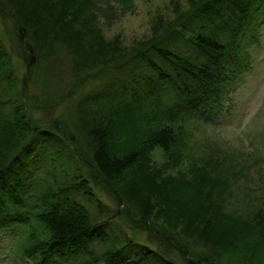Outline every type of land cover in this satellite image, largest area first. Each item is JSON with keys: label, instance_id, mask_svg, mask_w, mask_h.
<instances>
[{"label": "trees", "instance_id": "1", "mask_svg": "<svg viewBox=\"0 0 264 264\" xmlns=\"http://www.w3.org/2000/svg\"><path fill=\"white\" fill-rule=\"evenodd\" d=\"M187 1L188 9L158 36L140 42L132 52L116 53L111 41L88 26L92 0H0V13L14 22V33L6 31L16 52L8 49L0 36V231L23 220L30 225L17 253L21 261L5 256L3 261L0 257V264H80L85 258L92 264H218L194 246L200 243L215 249V256L219 249L241 248L250 255L264 250V201L258 200L254 205L257 212L248 217L224 211L223 194L238 180L239 171L224 161L225 176L232 180L202 165L191 178H160L158 171L147 170L150 150L157 146L170 149L180 143L182 120L194 117L212 123L231 110L224 102L231 99L252 66L254 49L249 45L258 44L264 33V0ZM63 48L73 57L71 66L79 69L78 73L98 65L110 66L112 71L99 96L114 103L108 112L113 117L80 115L78 129L93 160L85 159L87 154L76 139L71 142L74 150L68 145L70 150L77 151L107 183L112 185L121 178L126 188L119 190L116 201L120 205L134 201L142 218L153 215L150 198H157L155 214L172 230L178 229V236L149 226L145 219L134 224L124 216L131 230H146L147 241L141 243L136 235H127L124 241L103 244L112 235L107 229L109 219L120 217L123 210L115 209V214L96 221L84 204L58 197L79 189L91 197L82 174H77L78 183L49 192L51 202L35 215L38 226L31 224L30 216L19 214L22 191L28 184L22 170L24 157L40 140L53 135L44 126L31 123L22 97L24 89L18 83L24 86L31 76L36 77ZM12 54L26 67L19 81ZM97 95L87 96L96 100ZM124 122L129 129L123 128ZM175 122H179L177 129L172 126ZM215 159L211 154L204 158L205 163L213 161L214 165L218 163ZM214 191L221 193L215 195ZM100 245L104 250L97 254Z\"/></svg>", "mask_w": 264, "mask_h": 264}, {"label": "rangeland", "instance_id": "2", "mask_svg": "<svg viewBox=\"0 0 264 264\" xmlns=\"http://www.w3.org/2000/svg\"><path fill=\"white\" fill-rule=\"evenodd\" d=\"M92 1L88 26L96 28L107 41H111L116 53L132 52L140 42L155 38L165 28L173 25L176 16L187 10L189 6L187 0ZM13 24L11 17L0 13V36L7 48L16 53L11 37L6 31L12 30L11 34H13ZM249 46L254 49L252 52L254 57L250 63L252 66L231 94V99L224 102L225 105L229 104L231 110L216 117L212 123H204L194 117L182 120L180 143H175L170 149L160 146L153 148L147 154L146 163L148 172L158 171L160 178L179 176L191 178L197 166L202 165L211 167L209 170H214L213 174L232 180L231 177L225 176L226 168L221 162L224 161L230 168L240 172V177H236L238 180L232 181L229 190L223 194L226 199L224 211L245 217L257 212L254 205L258 200L264 201V33L261 34L258 44L251 43ZM109 51L116 54L113 49ZM51 59L49 65L44 69L41 68L42 71L36 77L31 76L33 79L30 80V77L24 86L18 83L19 88L24 89L22 97L31 123L44 126L43 129L53 135L52 139H42L38 144L34 143L36 145L32 147V151L24 157L25 166H22V170L27 175L25 179L28 184L22 191L23 198L20 204L22 203L23 207L18 208L19 214L24 218L30 216L31 224L38 226L35 215L51 202L49 195L52 190L58 191L60 188L64 189L78 183L80 178L77 174H82L83 179L87 180L86 187L92 192V196L89 197L83 189H79L59 194V199L79 201L89 209L93 217L98 219L96 221L115 214V209L123 210L120 217L115 215L113 219H109L107 229L112 235L109 241L103 244L124 241L127 235H136L141 239V243H145L146 230L142 227L131 230L123 218L127 216L134 221V224L136 220L145 219L138 214L136 203L125 200L122 201L123 205H120L116 201L119 190H125V183L121 178H116L112 185L107 183L89 167L77 151H71L68 146L70 145L74 150L72 143L73 139H76L80 149L87 154L85 159L93 160L78 129L79 121L81 117L99 118V115L103 114H107L108 119L113 117L108 112L113 108L111 106L114 103L111 104V101L107 100L108 97L99 96L105 89V84L111 80L110 66L98 65L96 68L84 69L78 73L79 69L74 70L71 66L73 57L68 54L66 48L58 50ZM12 60L19 81L24 76L26 67L14 54ZM31 72L33 73L34 70L32 69ZM1 83L3 84L4 81ZM96 92L100 99L95 100L87 96ZM119 93H117L118 97ZM4 108L8 109L9 106L6 105ZM177 123L179 122L172 124L175 129ZM123 126L124 129H129L128 123L124 122ZM121 134L125 133L121 132ZM210 154L216 158L218 163L215 165L218 167H215L213 161L205 163L204 158ZM83 162L85 166L81 164ZM220 193L214 191L215 195ZM98 201L100 203H97ZM150 205L154 206L152 208L154 213L149 219H145L146 224L151 227L153 225L161 227L169 236H178V229L172 230V226L155 214L159 206L157 198L151 197ZM24 222V220L23 223L14 222L0 231L2 261L5 256L15 258L17 262L21 261L17 253L24 239L22 234L30 227ZM180 239L182 241L181 237ZM194 249L210 256L218 264H264V250L258 252V255H250L241 248L226 252H221L219 249L216 250L219 253L217 257L212 253H215V249L200 243L196 244ZM101 250H104L102 245L97 248V254ZM130 256L134 258L135 255L131 253ZM189 256L193 255L188 253ZM132 257L128 256L129 259ZM80 264L92 263L85 258L80 260Z\"/></svg>", "mask_w": 264, "mask_h": 264}]
</instances>
